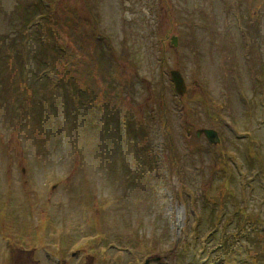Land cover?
<instances>
[{"label":"rangeland","instance_id":"obj_1","mask_svg":"<svg viewBox=\"0 0 264 264\" xmlns=\"http://www.w3.org/2000/svg\"><path fill=\"white\" fill-rule=\"evenodd\" d=\"M153 255L264 264V0H0V264Z\"/></svg>","mask_w":264,"mask_h":264},{"label":"water","instance_id":"obj_2","mask_svg":"<svg viewBox=\"0 0 264 264\" xmlns=\"http://www.w3.org/2000/svg\"><path fill=\"white\" fill-rule=\"evenodd\" d=\"M172 43H175V38H172ZM171 78L174 82L175 90L179 94H183L186 90L184 80L178 70H172L171 71ZM197 135H200L201 133H204L207 139L212 143H217L219 141V137L217 135V132L213 129H198L196 131ZM160 258L157 256H154L152 258H147L144 262V264H149L151 260H159Z\"/></svg>","mask_w":264,"mask_h":264}]
</instances>
